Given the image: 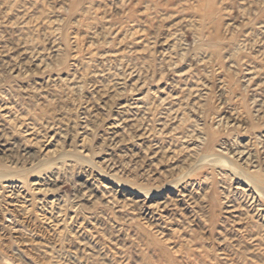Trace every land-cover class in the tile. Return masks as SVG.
<instances>
[{"label":"rangeland","instance_id":"1","mask_svg":"<svg viewBox=\"0 0 264 264\" xmlns=\"http://www.w3.org/2000/svg\"><path fill=\"white\" fill-rule=\"evenodd\" d=\"M0 170V264H264V0H0Z\"/></svg>","mask_w":264,"mask_h":264},{"label":"bare ground","instance_id":"2","mask_svg":"<svg viewBox=\"0 0 264 264\" xmlns=\"http://www.w3.org/2000/svg\"><path fill=\"white\" fill-rule=\"evenodd\" d=\"M246 156H247V154H246ZM215 159L213 162H215L216 165H220L222 167H227V168L231 169L232 172H235V173L241 172L238 167L227 162L226 160L218 159L217 157H215ZM15 177H17V176L10 174L7 171H1L0 170V179H2V180H11V179H15ZM10 183H15V182H10ZM259 183H260V181L256 177H252L251 179H248V186L251 188V191H253L256 194L260 207H264V204H263L264 203V186L260 185ZM17 192L20 195L23 194V193H21L20 188Z\"/></svg>","mask_w":264,"mask_h":264}]
</instances>
